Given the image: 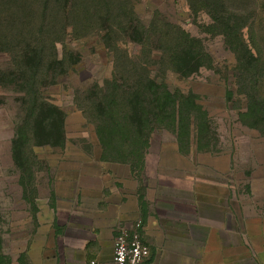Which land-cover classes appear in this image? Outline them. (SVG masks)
<instances>
[{
    "label": "rangeland",
    "instance_id": "374dc122",
    "mask_svg": "<svg viewBox=\"0 0 264 264\" xmlns=\"http://www.w3.org/2000/svg\"><path fill=\"white\" fill-rule=\"evenodd\" d=\"M72 1L96 7L75 6L79 9L70 20L80 34L58 42V54L47 27L38 35L39 15L29 13L22 28L16 23L6 27L0 18V264H30L34 201L48 189L50 165L60 156L64 116L72 149L101 159L115 157L112 144L118 146L112 135L104 152L97 133L104 118L101 109L112 110L115 84L140 80L145 66L172 92L196 94L207 112L195 121V128L205 132L193 130L187 136L179 132L178 123L160 127L153 132V148L179 144L187 151L225 150L239 191L264 189L263 179L247 182L264 178V125L259 114L249 111L252 102L264 103V0H70V5ZM112 1L122 5L121 13L112 15ZM107 16L118 27H107ZM182 31L196 41L192 51L203 62L189 75L173 68L172 53H182L177 45ZM32 35L39 39L31 40ZM63 45L70 51L64 52ZM180 60L183 66L189 64ZM250 69L261 73L262 96L246 99L236 79ZM251 89L247 82L244 90ZM35 102L40 108L33 112ZM19 128L25 141L17 137ZM155 153L151 158H157Z\"/></svg>",
    "mask_w": 264,
    "mask_h": 264
},
{
    "label": "crops",
    "instance_id": "0c3cea01",
    "mask_svg": "<svg viewBox=\"0 0 264 264\" xmlns=\"http://www.w3.org/2000/svg\"><path fill=\"white\" fill-rule=\"evenodd\" d=\"M152 140L134 167L72 149L66 134L35 197L30 264H111L122 230L150 245L143 264H264V189L239 191L225 150H155Z\"/></svg>",
    "mask_w": 264,
    "mask_h": 264
},
{
    "label": "trees",
    "instance_id": "16d2710c",
    "mask_svg": "<svg viewBox=\"0 0 264 264\" xmlns=\"http://www.w3.org/2000/svg\"><path fill=\"white\" fill-rule=\"evenodd\" d=\"M70 0H0V18L2 22L7 24H14L16 26L23 27V23L29 16L39 15L41 23L37 26L38 35L41 31L46 30L51 31L48 38L51 40L50 45L54 51V54H58V42H62L68 36L79 35V28L75 27L70 20L71 13L78 10L82 6L83 10H90L95 8L94 3L83 2L77 3L72 1L70 5ZM112 1V15L113 13H121V4ZM40 3V5L36 4ZM95 5V6H94ZM75 6H79L76 7ZM135 12V11H134ZM55 14V17L53 16ZM137 13L135 12V15ZM106 15V14H105ZM104 15V16H105ZM110 16H107L106 26L112 28L118 27L119 24L113 20L110 21ZM103 24V23H102ZM104 28V24L102 26ZM183 36L180 37L179 51L172 53L173 68L178 72H183L186 75L197 71L202 66V60L197 51H192L194 48L197 49V43L195 40H191L187 33L182 31ZM38 35H32L31 40L39 39ZM142 43V42H141ZM64 52L70 51L66 45H63ZM184 56V57H183ZM196 56H198L196 58ZM185 58L188 60L187 66H183L180 63V59ZM150 68L144 67L140 76L137 77L136 82L134 80L130 82H124L120 85L115 84L116 90L112 92V110L110 106L105 110L101 109V113L104 118H102L97 127V133L100 138V142L104 146V152L106 148L109 147L110 137L112 135V142L115 140L117 146L112 144V156L108 160H117L123 162H129L134 167L140 166L142 164L144 155L149 147L153 132L160 127H168L178 123L177 129L179 132L185 133L184 135H189L191 131L194 130L202 133L205 130H199L200 128H195V121L206 117L207 112L203 109L202 104L198 100L196 94L190 93L185 94L181 90L172 92L168 84L165 81L158 82L150 76ZM242 74L246 76H237L236 82L238 84L239 91L245 92V98L249 99L254 96H262L260 89V71L257 70H243ZM137 75V74H134ZM246 81V82H245ZM140 82V83H139ZM249 82L252 86L251 91L244 90V85ZM122 89L123 94H118V91ZM243 94V93H242ZM125 103V108L123 109L120 105ZM252 102L249 111L252 114H259L261 116V125H264V103ZM40 108L38 102L34 103L33 112ZM40 111V110H39ZM40 118L41 121H47L48 118ZM103 119H106L102 122ZM258 119V118H257ZM37 121V123L39 122ZM259 120V119H258ZM43 123V122H41ZM63 141L62 145L65 143L66 131H65V116L63 119ZM199 124V123H198ZM106 126H112V129L106 130ZM199 127V126H198ZM16 137V131L13 138ZM17 137L25 139V135L19 128L17 130ZM188 138V137H187ZM209 149V147H200L198 149ZM183 150V149H181ZM183 150V151H187ZM37 156L35 150H33ZM38 157V156H37ZM107 160V158H105Z\"/></svg>",
    "mask_w": 264,
    "mask_h": 264
},
{
    "label": "built area",
    "instance_id": "2783aa9c",
    "mask_svg": "<svg viewBox=\"0 0 264 264\" xmlns=\"http://www.w3.org/2000/svg\"><path fill=\"white\" fill-rule=\"evenodd\" d=\"M137 225L141 226V222ZM150 250V245L143 240L139 231L122 230L115 236L111 264H143ZM88 264H95V260H91Z\"/></svg>",
    "mask_w": 264,
    "mask_h": 264
}]
</instances>
